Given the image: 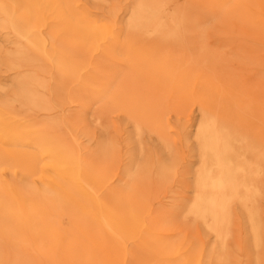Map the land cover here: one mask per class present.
<instances>
[{"label": "bare ground", "instance_id": "obj_1", "mask_svg": "<svg viewBox=\"0 0 264 264\" xmlns=\"http://www.w3.org/2000/svg\"><path fill=\"white\" fill-rule=\"evenodd\" d=\"M258 52L264 0H0V264H264V121L210 74Z\"/></svg>", "mask_w": 264, "mask_h": 264}, {"label": "rangeland", "instance_id": "obj_2", "mask_svg": "<svg viewBox=\"0 0 264 264\" xmlns=\"http://www.w3.org/2000/svg\"><path fill=\"white\" fill-rule=\"evenodd\" d=\"M195 10H192L194 13ZM231 23H228L222 19L221 16L217 14H213L210 18H208L205 28L208 33L206 36L215 37V42H211L213 47H225L222 50L228 51L232 46L230 43L232 42H225L224 38L230 37H242L249 39L251 36L243 34L239 32L236 28H233ZM211 39L210 41H212ZM248 45H252V43H248ZM230 45V46H224ZM263 55V52H258L254 55L249 56H238V55H224L226 56L223 61H220L219 64H216L219 69H215L217 72H211L210 74L214 77V82H216L217 86H213L212 89H218L222 91L226 95L225 102L228 105L236 106V108L241 107L242 109L246 110L248 113H256L262 117L264 121V62L262 59L260 60L258 57ZM235 66L236 68H233ZM194 76H207L208 72L203 70H195L192 72ZM209 76V75H208ZM210 77V76H209ZM140 95L142 98L150 97L155 105L160 106L162 110V114L164 115V119H169L170 123L173 125H184L188 146L191 149L194 148L192 134H189L191 128H189V124L192 120L198 117V113L195 108L188 109V116L180 115L174 107H176V103L173 101H169L167 99L159 98L153 96L151 93L148 94L145 90H140ZM168 101V102H167ZM164 102H167L164 104ZM183 105V104H182ZM116 118V117H115ZM114 118V119H115ZM119 121L118 124L121 125L122 128L126 129V134L132 136V129L130 124H128L124 117L121 115L117 117ZM251 121H249L250 123ZM251 124V123H250ZM94 126L92 127V129ZM255 130H263L264 125L257 123V127H254ZM146 144L149 145L148 147L153 149H158L160 157L165 160L167 159L166 155L160 149V145L156 140L154 135H145ZM173 157V156H172ZM192 170V169H191ZM191 174L186 175V183L187 187L191 186ZM184 194L183 197L188 198L189 196ZM189 191V189H188ZM186 190V193L188 192ZM262 207L261 210L264 212V201L261 203ZM178 223L182 222V217H178L176 219ZM205 240L208 241V246L213 245V240L204 234Z\"/></svg>", "mask_w": 264, "mask_h": 264}]
</instances>
